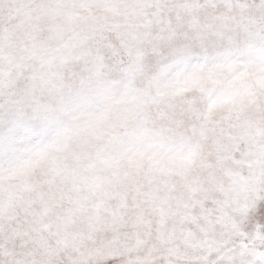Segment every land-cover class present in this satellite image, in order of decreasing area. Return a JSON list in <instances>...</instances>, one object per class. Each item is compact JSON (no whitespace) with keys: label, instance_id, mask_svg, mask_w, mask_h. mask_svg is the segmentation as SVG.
Segmentation results:
<instances>
[{"label":"snow or ice","instance_id":"snow-or-ice-1","mask_svg":"<svg viewBox=\"0 0 264 264\" xmlns=\"http://www.w3.org/2000/svg\"><path fill=\"white\" fill-rule=\"evenodd\" d=\"M0 264H264V0H0Z\"/></svg>","mask_w":264,"mask_h":264}]
</instances>
